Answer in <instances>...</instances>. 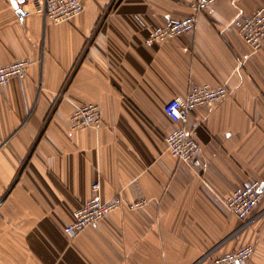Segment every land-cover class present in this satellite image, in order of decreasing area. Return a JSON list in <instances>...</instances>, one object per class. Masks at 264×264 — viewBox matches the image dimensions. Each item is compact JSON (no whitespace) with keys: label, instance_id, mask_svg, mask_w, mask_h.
<instances>
[{"label":"crops","instance_id":"1","mask_svg":"<svg viewBox=\"0 0 264 264\" xmlns=\"http://www.w3.org/2000/svg\"><path fill=\"white\" fill-rule=\"evenodd\" d=\"M192 1L84 0L54 22L35 0H0V66L30 62L0 87V264H213L249 244L245 264H264V45L234 24L264 0H218L191 32L147 43ZM192 84L230 93L191 114L202 151L184 162L167 149L164 107ZM83 103L99 105L98 126L73 127ZM253 180L263 196L245 224L226 199ZM95 181L104 199L146 203L70 236Z\"/></svg>","mask_w":264,"mask_h":264},{"label":"built area","instance_id":"2","mask_svg":"<svg viewBox=\"0 0 264 264\" xmlns=\"http://www.w3.org/2000/svg\"><path fill=\"white\" fill-rule=\"evenodd\" d=\"M217 1L193 0L191 14L182 18H170L155 26L147 38V43L152 44L191 32L196 28L200 14ZM35 7L45 19L63 22L81 14L85 4L84 0H35ZM23 13L27 14L28 11L24 10ZM234 24L242 38L254 50H259L264 45V6L256 8L251 14L237 17ZM29 63L27 59H17L0 66V87L14 77L23 78ZM229 93L230 90L225 84H192L186 95L174 97L166 103L165 112L175 123L166 136L167 149L174 156L181 161L192 162L200 155L202 146L189 124L190 116L198 106H216L227 98ZM101 120L100 107L95 103L77 104L71 115L74 128L98 126ZM261 187L260 180L236 187L226 199V207L246 224L263 196ZM100 188L99 181L92 183L91 197L73 211V221L64 228L66 234L76 236L87 226L98 223L104 216L124 205L135 209L146 203V200L125 202L121 194L104 199L100 195ZM253 252V245H245L233 252L214 257L213 264H245Z\"/></svg>","mask_w":264,"mask_h":264},{"label":"water","instance_id":"3","mask_svg":"<svg viewBox=\"0 0 264 264\" xmlns=\"http://www.w3.org/2000/svg\"><path fill=\"white\" fill-rule=\"evenodd\" d=\"M20 1H23V0H20ZM261 189H262V187H261Z\"/></svg>","mask_w":264,"mask_h":264},{"label":"bare ground","instance_id":"4","mask_svg":"<svg viewBox=\"0 0 264 264\" xmlns=\"http://www.w3.org/2000/svg\"><path fill=\"white\" fill-rule=\"evenodd\" d=\"M65 22V21H64Z\"/></svg>","mask_w":264,"mask_h":264}]
</instances>
